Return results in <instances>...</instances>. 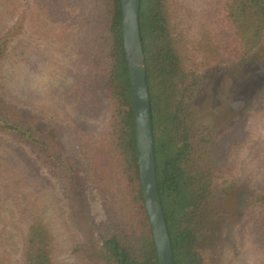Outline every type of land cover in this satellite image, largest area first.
Wrapping results in <instances>:
<instances>
[{"label": "rangeland", "instance_id": "1", "mask_svg": "<svg viewBox=\"0 0 264 264\" xmlns=\"http://www.w3.org/2000/svg\"><path fill=\"white\" fill-rule=\"evenodd\" d=\"M50 1L57 4L54 19L47 13ZM210 5L211 0L171 4L182 68L206 77L190 122L194 144L228 133L239 141L225 171L233 188L201 213L199 252L204 264H264V205L254 199L264 193V48L242 66L196 51L194 34ZM98 8L96 0H0V107L49 136L52 148L74 160L88 139H98L108 116L105 75L93 82L102 103L95 111L82 113L66 95L89 69L78 31L84 15ZM79 172L70 181L67 171L46 167L0 128V264H18L28 220L19 213L25 206L49 229L55 264H104L101 236L119 215Z\"/></svg>", "mask_w": 264, "mask_h": 264}, {"label": "trees", "instance_id": "2", "mask_svg": "<svg viewBox=\"0 0 264 264\" xmlns=\"http://www.w3.org/2000/svg\"><path fill=\"white\" fill-rule=\"evenodd\" d=\"M101 2L103 7L96 0L98 10L84 15L78 31L84 60H90L89 69L79 86L66 92L82 113L95 111L102 103L95 99L92 86L106 76L108 116L98 139H88L85 149L75 151L74 160L52 148L49 136L7 116L1 107L0 128L33 150L46 167L58 173L67 171L70 181L80 169L103 203L118 212V223L113 217L101 236L104 264H157L139 185L133 106L122 43L121 0ZM171 4L172 0H140L139 6L157 190L173 264H204L199 252L204 229L199 219L207 205L233 188L234 180L227 178L225 171L232 146L239 141L233 133L219 141L202 134L203 143L194 144L196 135L191 134L190 122L195 98L206 77L193 71L186 73L182 68ZM56 6L53 1L47 4L51 19L57 16ZM194 38L196 51L205 52L206 57L232 60L236 66L248 63L264 48V0H211ZM254 199L264 205L263 192L256 193ZM19 214V219L28 220L18 264H55L52 235L42 219L27 206Z\"/></svg>", "mask_w": 264, "mask_h": 264}, {"label": "water", "instance_id": "3", "mask_svg": "<svg viewBox=\"0 0 264 264\" xmlns=\"http://www.w3.org/2000/svg\"><path fill=\"white\" fill-rule=\"evenodd\" d=\"M139 6L140 0H121L122 43L133 106L139 185L157 264H173L171 243L157 190L150 103L139 34Z\"/></svg>", "mask_w": 264, "mask_h": 264}]
</instances>
